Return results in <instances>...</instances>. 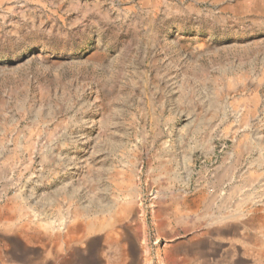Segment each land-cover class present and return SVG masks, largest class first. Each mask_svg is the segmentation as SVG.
<instances>
[{"label": "rangeland", "instance_id": "obj_1", "mask_svg": "<svg viewBox=\"0 0 264 264\" xmlns=\"http://www.w3.org/2000/svg\"><path fill=\"white\" fill-rule=\"evenodd\" d=\"M0 264H264V0H0Z\"/></svg>", "mask_w": 264, "mask_h": 264}]
</instances>
